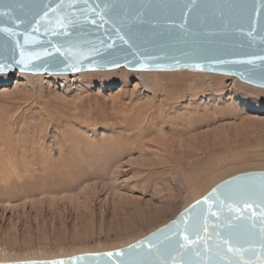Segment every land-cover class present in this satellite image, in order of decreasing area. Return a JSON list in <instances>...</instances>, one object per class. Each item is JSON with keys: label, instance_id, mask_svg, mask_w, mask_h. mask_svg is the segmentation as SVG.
Wrapping results in <instances>:
<instances>
[{"label": "rangeland", "instance_id": "374dc122", "mask_svg": "<svg viewBox=\"0 0 264 264\" xmlns=\"http://www.w3.org/2000/svg\"><path fill=\"white\" fill-rule=\"evenodd\" d=\"M81 73L0 77V262L124 247L220 181L264 171V92L238 78ZM189 113L203 121L187 132Z\"/></svg>", "mask_w": 264, "mask_h": 264}, {"label": "water", "instance_id": "95a60500", "mask_svg": "<svg viewBox=\"0 0 264 264\" xmlns=\"http://www.w3.org/2000/svg\"><path fill=\"white\" fill-rule=\"evenodd\" d=\"M121 67L264 88V0H0V74ZM0 264H264V171L220 181L127 246Z\"/></svg>", "mask_w": 264, "mask_h": 264}, {"label": "bare ground", "instance_id": "6f19581e", "mask_svg": "<svg viewBox=\"0 0 264 264\" xmlns=\"http://www.w3.org/2000/svg\"><path fill=\"white\" fill-rule=\"evenodd\" d=\"M123 68V69H122ZM118 69V68H117ZM112 69V70H107V71H91V72H83V73H81L80 75L81 76H85V77H87V78H94V77H98V78H105V79H107V78H110V79H115V78H117V77H119V76H125V77H128L130 74H133L134 73V71L136 72V71H138V70H127V68H125V67H121V69ZM178 70H184V69H178ZM187 70H189V69H187ZM192 71V70H191ZM193 71H196V70H193ZM20 72V71H19ZM201 72H204V71H201ZM21 73H23V74H25V75H33V73H25V72H21ZM208 73H210V74H213V75H215V74H217L218 76L219 75H222V77L221 78H224V74H218V73H212V72H208ZM9 73H4V74H2V75H0V77H2V76H7ZM141 74H148L147 72L145 73V72H143V73H141ZM205 74V73H204ZM49 75H64V76H66L65 74H49ZM68 75V74H67ZM34 76H38V75H36V74H34ZM228 76H231V75H228ZM232 78H237V77H232ZM239 79V78H238ZM238 79H236V81H237V86L238 87H245V88H249V89H251V90H255V91H258V92H264V88L263 87H259V86H255V85H252V84H249V83H247V82H244V81H242V80H238ZM158 86V85H157ZM217 90H219V89H217ZM221 90V89H220ZM228 113V112H227ZM144 114V113H143ZM190 114V113H189ZM225 114V113H224ZM223 114V115H224ZM163 116H164V114H163ZM184 116H186V115H184ZM215 116V115H214ZM166 117V116H165ZM186 117H188V121H187V125H186V127H184V128H186L185 130H187V132L188 131H190V130H193L194 128H196L199 124H201L202 123V121H203V119L200 117V116H197V115H192V114H190V116H186ZM150 122V121H149ZM148 122V123H149ZM154 124V123H153ZM152 123H149V124H147V125H143V126H141V128L139 129V132H138V134H139V136H144L146 133H148V132H150V131H152V130H154V125H153ZM210 136V135H209ZM212 136V135H211ZM138 137V136H137ZM141 138V137H140ZM138 139V138H137ZM208 139V138H207ZM125 140V139H124ZM136 140V139H135ZM124 142V143H123ZM122 143H121V145L122 144H124L125 145V141H123ZM136 142V141H135ZM119 145H120V143H118ZM131 146V145H130ZM140 146V145H139ZM174 146V145H173ZM122 147H123V145H122ZM129 147V146H128ZM132 147V146H131ZM115 148V147H114ZM130 148V147H129ZM134 148V147H133ZM138 148V147H137ZM189 148V147H188ZM126 149H127V146H126ZM122 150H124V149H122ZM121 150V151H122ZM193 157V156H192ZM172 160V159H171ZM172 162L173 163H175V164H177V165H184V161L183 160H179V159H176V160H174V158H173V160H172ZM188 162V161H187ZM131 244V243H130ZM127 246V245H126Z\"/></svg>", "mask_w": 264, "mask_h": 264}]
</instances>
